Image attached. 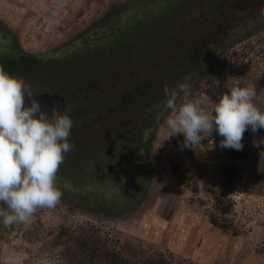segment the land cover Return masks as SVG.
<instances>
[{
	"label": "rangeland",
	"instance_id": "obj_1",
	"mask_svg": "<svg viewBox=\"0 0 264 264\" xmlns=\"http://www.w3.org/2000/svg\"><path fill=\"white\" fill-rule=\"evenodd\" d=\"M114 1L0 0V23L15 31L23 51L35 55L27 64L2 61L0 57V65L10 75L22 78L33 93L46 91L62 96L65 106L61 113L74 121L70 137L74 146L59 169L72 166L88 150L90 156L99 159V143L105 141L107 146L106 140L110 139L109 148L113 139L107 137L119 135L117 125L140 112L162 86L159 83L189 78L194 61L216 43L232 41L225 52L227 60L188 99H199L201 106L210 111L243 77L245 83L256 87L255 103L264 110V16L258 9L261 0H198L189 4L186 16L178 10L170 11V21L181 19V30H173L176 24L166 18L149 27V13L138 16L137 22L153 37L146 34L136 40L135 51L131 46L134 57L114 51L56 58L48 52L105 13ZM155 79L158 86H149ZM164 120L151 139L149 158L154 176L147 184L142 204L112 218L71 208L60 201L54 208L37 210L26 223L5 227L0 221V264H51L55 258L51 254L55 255L57 247L49 242L58 226L82 223L95 225L128 259L162 253L171 264H264V157L253 145L254 135L243 138L246 154L235 161L232 209L227 216L238 232L230 236L212 227L206 217L217 195L218 169L228 159L213 151L210 140L195 148L183 147L184 140L172 141ZM171 161L180 164L188 187L170 174ZM117 173L121 174L119 170ZM120 177L116 175L115 181Z\"/></svg>",
	"mask_w": 264,
	"mask_h": 264
},
{
	"label": "trees",
	"instance_id": "obj_2",
	"mask_svg": "<svg viewBox=\"0 0 264 264\" xmlns=\"http://www.w3.org/2000/svg\"><path fill=\"white\" fill-rule=\"evenodd\" d=\"M196 1L198 0H115L106 8L105 13L95 17L62 43L51 47L48 52L56 58L99 56L113 54L114 51L134 57L131 46L135 51L138 47L136 40L146 34L147 37H153L144 25L137 22L138 16L149 13L146 19L150 21L149 27H151L153 22H160L163 18L170 21V11L178 10L186 16L191 8L189 4H194ZM261 8H264V0L258 5V9ZM180 20L176 18L173 22L170 21L176 24L173 30L182 29L183 24L179 23ZM252 32L247 31L246 34ZM170 36L171 34L167 35ZM1 38L5 41L3 42ZM231 43L232 41H228L227 44L216 43L215 46L208 48L202 57L194 61L193 72L189 78L179 77L172 82L165 81L164 84L156 79L151 81L149 86L156 87L158 83L162 86L155 94L152 93L149 103L143 105L140 112H135L125 123L121 122L117 125L119 135L107 137L113 139L109 148L107 146L110 139L108 141L105 139L107 146L105 141L99 143L102 148V151L98 152L99 159L97 156H90L91 152L88 150L82 157L77 158L72 166L58 170L55 184L62 192L60 201L71 208L112 218L142 204L145 200L147 184L154 176V168L149 158L151 139L156 128L171 112L165 107L167 97L164 88L177 91V86L183 83L189 86L190 93L194 92L208 77L223 67L227 60L225 52L230 48ZM34 56L21 49L14 30L0 23L2 61L9 59V62L20 61L21 64H27L28 59ZM134 91L139 89L135 88ZM180 97L177 107L183 99V93H180ZM133 100L134 98H131V101ZM157 117H160L159 121ZM248 135H253L250 129L245 131L243 138ZM261 135H264V129L259 130L257 134V136ZM170 138L174 142L184 140L182 134ZM222 139L223 137L214 132L212 136H206L201 141L205 145L210 140L213 151L228 159L218 169L217 195L206 217L212 227L224 234L234 236L238 231L227 216L232 209L230 193L237 174L235 161L242 159L246 152L244 149L237 151L221 148ZM188 152L191 153L192 150ZM81 159L83 163L80 162ZM88 160L90 163H86ZM179 167L177 161H171L168 169L179 183L188 187L189 183ZM118 170L121 174L117 173ZM116 175L121 176L119 183L115 181ZM49 243L52 247H57L55 255L51 254V257H55L51 264H171L162 253L148 255L142 259L124 257L114 241L91 223H82L74 227L59 225Z\"/></svg>",
	"mask_w": 264,
	"mask_h": 264
},
{
	"label": "clouds",
	"instance_id": "obj_3",
	"mask_svg": "<svg viewBox=\"0 0 264 264\" xmlns=\"http://www.w3.org/2000/svg\"><path fill=\"white\" fill-rule=\"evenodd\" d=\"M259 14L264 16V8ZM164 92L165 107L171 110L164 126L170 137L183 135V147L195 148L215 132L223 137L221 148L240 151L243 135L250 129L253 145L264 157V136L256 138L264 129V110L255 103L256 87L245 83L243 77L210 111L199 99H188L187 84L178 85L177 91L165 87ZM180 93L183 99L177 107ZM35 96L22 78L10 75L0 65V221L5 227L26 223L37 210L58 205L62 192L55 184L56 175L74 146L70 140L73 119L56 106L49 117ZM25 98L30 106H25Z\"/></svg>",
	"mask_w": 264,
	"mask_h": 264
},
{
	"label": "water",
	"instance_id": "obj_4",
	"mask_svg": "<svg viewBox=\"0 0 264 264\" xmlns=\"http://www.w3.org/2000/svg\"><path fill=\"white\" fill-rule=\"evenodd\" d=\"M34 95H36L34 98L39 101L42 110L46 111L49 117L52 115L51 108L53 106H56L58 110L63 111L65 102L62 96L48 92L35 93ZM30 103V100L25 98V106H30Z\"/></svg>",
	"mask_w": 264,
	"mask_h": 264
},
{
	"label": "flooded vegetation",
	"instance_id": "obj_5",
	"mask_svg": "<svg viewBox=\"0 0 264 264\" xmlns=\"http://www.w3.org/2000/svg\"><path fill=\"white\" fill-rule=\"evenodd\" d=\"M42 92H46V91H42ZM35 93H41V92H34V94H35Z\"/></svg>",
	"mask_w": 264,
	"mask_h": 264
}]
</instances>
